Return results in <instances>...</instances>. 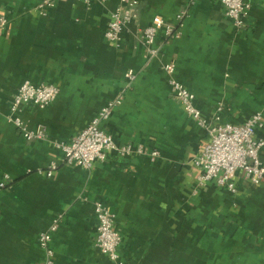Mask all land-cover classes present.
<instances>
[{
	"label": "crops",
	"instance_id": "obj_1",
	"mask_svg": "<svg viewBox=\"0 0 264 264\" xmlns=\"http://www.w3.org/2000/svg\"><path fill=\"white\" fill-rule=\"evenodd\" d=\"M42 1L0 0L8 19L0 28V264H45L38 237L59 216L54 264H115L95 244L97 201L116 214L126 264H264V184L241 172L232 176L236 191L200 184L196 159L210 134L174 98L164 69L175 65L211 125L261 113L255 135L264 139V0H247L241 30L221 0H135L121 43L105 35L119 0H58L45 11ZM157 16L181 36L161 29L149 57L142 34ZM26 80L60 89L46 108L27 104L21 114L32 129L45 127L44 139L27 140L7 117ZM118 98L103 129L146 152L109 151L90 169L66 164L56 143L71 142ZM53 161L59 168L48 176Z\"/></svg>",
	"mask_w": 264,
	"mask_h": 264
},
{
	"label": "built area",
	"instance_id": "obj_2",
	"mask_svg": "<svg viewBox=\"0 0 264 264\" xmlns=\"http://www.w3.org/2000/svg\"><path fill=\"white\" fill-rule=\"evenodd\" d=\"M56 1L58 0H43L38 8L45 11L52 7ZM85 1L91 4L97 0ZM101 1L105 2L106 0ZM221 1L226 7L228 17L234 26L238 30L246 28L250 3L247 0ZM135 3V0H119L118 6L112 12V18L105 33L109 40L117 43L123 41L125 28L137 17ZM185 16L186 11H183L178 15V19L180 20ZM7 24V17L0 14V28H5ZM161 29L165 31L167 36L173 38L181 36L176 31L174 25L167 23L160 16L155 17L153 23L144 29L142 34V41L147 48L149 57H155L159 53V49L155 47V42ZM164 69L171 76L170 86L174 98L210 134L209 143L205 146L203 153L196 159L197 165L203 169L199 175L200 184L203 185L208 181L215 180L221 185H226L229 190L236 191V185L232 180V176L237 172L243 173L244 177L253 184H264V162L261 159L264 139L258 138L255 135L256 129L263 126V115L258 113L244 124L219 123L211 125L195 104V94L174 78L175 65L172 63L165 64ZM126 75L130 80H134L137 74L134 70H129ZM59 93V87L54 84L43 83L37 85L30 80H26L16 93L7 117L27 140L44 139L47 137L45 127L39 126L36 129H32L22 118L21 114L24 105L27 104H35L39 108H46L57 99ZM120 102L121 99L118 98L105 105L90 124L71 142L56 143V146L64 152V162L66 164L90 169L95 161H105L109 151H115L123 157L146 152V148L143 145H119L113 136L103 129L102 123L109 119L113 109ZM219 119V117H216L217 121ZM158 154V151L150 152V155L153 157H156ZM58 168L59 163L53 161L45 173L48 176H52ZM40 172L43 173V171ZM9 178V175H6V179ZM6 185V181H2L0 189L5 188ZM95 212L98 218L96 246L115 264H126L118 252L122 235L115 228L116 214L102 201L95 203ZM61 218L62 216H59L55 219L52 226L46 231L41 232L38 237L39 245L47 254L45 264H54V250L51 248V241Z\"/></svg>",
	"mask_w": 264,
	"mask_h": 264
}]
</instances>
